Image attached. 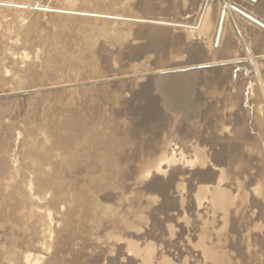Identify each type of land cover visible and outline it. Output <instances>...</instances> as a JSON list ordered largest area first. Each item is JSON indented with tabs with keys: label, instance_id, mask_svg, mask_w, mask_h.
Returning a JSON list of instances; mask_svg holds the SVG:
<instances>
[{
	"label": "rangeland",
	"instance_id": "obj_1",
	"mask_svg": "<svg viewBox=\"0 0 264 264\" xmlns=\"http://www.w3.org/2000/svg\"><path fill=\"white\" fill-rule=\"evenodd\" d=\"M105 1L0 0L6 4L0 5V264H149L150 243L180 264H210L196 246L203 231L222 226L224 215L212 209L211 194L200 197L199 187L216 185L229 197L230 189L244 187L231 213L229 198L226 214L240 233L231 239L249 255L247 264H264L257 236L264 196L249 193L264 176V109L253 69L239 74L224 63L223 82L197 73L192 89L177 96L154 79L141 86L147 76L131 78L187 64L188 46L200 45L202 61L212 59L219 13L229 4L263 25L264 18L241 0H210L204 30L197 22L202 0L157 5L160 14L136 10L131 0ZM18 4L34 9L28 15L12 7ZM137 15L194 27L177 48L166 44L157 52L143 45L150 37L127 27L67 30L74 20ZM238 21L240 28L228 23V34L232 51L245 58L241 38L250 39L246 22ZM254 54L260 65L264 45ZM85 64L98 66L91 80L83 79ZM59 90L67 92L52 95ZM232 146L239 151L233 161ZM225 242L220 264H231L235 243Z\"/></svg>",
	"mask_w": 264,
	"mask_h": 264
},
{
	"label": "bare ground",
	"instance_id": "obj_2",
	"mask_svg": "<svg viewBox=\"0 0 264 264\" xmlns=\"http://www.w3.org/2000/svg\"><path fill=\"white\" fill-rule=\"evenodd\" d=\"M172 1L173 0H131V3L133 5H137V7L135 6L136 10H141L143 8L148 7L149 10H151L153 8L156 12H158L160 14V11L156 10L157 5L161 7V10H164L167 8L168 5L171 6V4H173ZM184 1H186V0H184ZM187 1H190L188 3H192V2L197 1V0H187ZM202 1L203 2L201 5V9L198 12L197 22H198V25L200 26V28H204V30H206V28L208 27V23H209L208 18L210 17V15L212 16V11H210V13L207 15V5H208L210 0H202ZM241 1L247 7V9L252 10L254 14L264 18V0H255V1L241 0ZM105 2H109V1H105ZM223 2H224V0H222V3ZM0 5L6 6V4H2V3H0ZM7 5H9V4H7ZM227 5H228V3H227ZM30 6L31 5L21 6L18 4V5H13L12 7L23 9V11L26 14L30 15L29 13H31L30 11H32V10H29V9H34V6L33 7L32 6L30 7ZM104 7H109V6L107 4H104ZM127 7H129V6H127ZM238 12H239V14L241 13L243 17L240 16L241 14L239 15ZM161 13H163V12H161ZM219 15L220 16L218 17V20L220 21L221 26L218 27V29H219L218 36H217L218 47H217V43H216L215 53H213V52L210 53L213 56L212 59L209 58V59H206L205 61H202L204 59L203 56L205 54L204 55H197V53L199 51H196L200 48V45L197 44V46H188L189 48L187 47V49L185 50L187 52V55H189L187 57V60H186L187 64L184 63V64H179V65L177 64L174 66L158 67L156 69L149 70L150 74H138V75L132 76L131 78L137 79L140 77L147 76V77H144V80H142L141 86H144L145 88H147L149 83L151 82V80L154 79L157 81V83L160 86H163V88L165 90H168V91H170V93H173L175 96H177V95H179L181 90L189 92V90L192 89L193 79H194L193 76L196 75L197 73L203 72V73L207 74L208 77L210 76L211 80H213L214 82L221 83L225 80V77L227 76L226 73L228 71V68H226L227 66L221 67L222 64L231 63L229 65L230 68L240 69L241 73L238 72L239 74H242V73L246 74L247 68L251 67L253 69V73L255 74V77H256V81H255L253 87L256 88L258 90L259 94L261 95V101L263 102L262 106L264 109V83L262 80V74H261L260 69H259L260 65L263 64V66H264V60L261 61L260 65H258L257 62L255 61L254 56H253V55H255L254 53H258V50L264 45V25H263V22L260 21L261 20V19H259L260 17H257L255 15L251 14L248 10L245 11V10H242L240 7H235V6H232L230 4L227 7H225L224 10L221 9V14L219 13ZM149 17H152V16H150V15H137V16H132V17H121L120 19L115 18V17H111V19H108V20L89 17V18H85V19L80 20V21H84V22H78V20H76V21L74 20V23L70 24L71 26L67 30H71L70 33H72V32L77 31V30L81 31V30L86 29V28L89 30H93L97 27H103V26H105V27L115 26L117 30L119 27H121V28L127 27L131 31L136 33L137 35L144 34L146 37H150V39H148L146 41V43L150 42V44H143V45L151 47L155 52H157V51H163L166 44H170V46H172L173 48H177L181 42V38H182L184 32L187 29H191L192 27H194V26L184 24L181 22L178 24H175V25H170L167 23L169 21L166 20L165 18H163V19H160V18L154 19L153 18L154 20L151 21L150 19H148ZM238 18L241 20L244 19V21L246 22L245 26L247 29V35L249 36V39H250L249 41H246V39L244 38L243 35L241 38L245 52H247L245 58H242V55H235L236 53L232 51V49H234L235 42L232 41L231 35L228 34V32H229L228 23L229 24L231 23L233 25V27L236 26V27L240 28ZM218 20H217V23L219 22ZM28 21H31V18ZM103 22H105V23H103ZM88 23H90V24H88ZM262 25H263V27H262ZM137 29H143L146 31L155 30L156 32L155 33H150V32L137 33L134 31ZM66 34H67V32H66ZM170 35H172V36H170ZM58 37L59 36H57V38ZM60 41H63V39L61 38ZM62 43H64V42H62ZM252 47H253V50H252ZM59 49H58V53L60 52ZM214 57H216L217 60H214ZM157 58H159V56ZM259 59H263V58L259 57ZM196 60H201V61L195 62ZM215 61H217V62H215ZM248 65H250V66H248ZM57 67H60V66H57ZM92 68H93V66L89 67V65H87V64L84 65L83 69L89 70V71H87L89 78L88 79L83 78L84 80H91V79H93L92 77H94L97 74V72L99 70L98 66H97V70H95L94 68L92 69ZM191 69H193V70H191ZM157 71H159V72L157 73ZM151 72H153V73H151ZM80 75L82 76L83 73ZM250 86L252 87V85H250ZM66 87L67 86H64V87L62 86V88H66ZM101 87H104V86H101ZM107 87H109V86H107ZM251 90H253V88ZM64 92H67V91L59 90V91L53 92L52 95L61 94ZM253 96L254 95H251V94L248 95L249 98H247V100L249 102L250 101L254 102L255 98ZM149 101H150V99H149ZM236 146L230 147V156H231L232 161L239 154L238 148ZM159 168H160V166L158 167V169ZM262 177H263V178H261L262 182L259 185L254 186L253 189H250L251 190L249 192L250 194H253V195L258 194L260 197L264 196V176L262 175ZM218 186L219 185L199 187L200 197L203 198V196L207 195V193L211 194L212 201H214V205L211 206L212 209L216 210V212H219L220 214H223L224 217L222 219V226L217 231L212 232V230H211L210 232H208V231L207 232L203 231V233L200 232L201 234H204V235H202L199 238V243L196 247L202 248L201 253H202L204 259H205V257L207 258V259H205L207 262H209L210 264H220L221 262L226 260V256L224 254L225 252L222 253L220 250V248H224V245H220L222 243V240L226 241L225 244H227L226 246L227 247L229 246V248H230V242L233 241L232 243H235V244H231V247L233 249L232 250L233 256H232V252H230V257L233 258V260L231 261V264H247V259H248L247 256H249V255L245 256L241 252V249L237 243L238 240L231 239L232 237H234V235H235V238H238V239L240 238V233L238 230L239 227L237 226L236 220L235 219L231 220V218H230V220H228V216L226 214L228 211V206H229L228 205L229 198H230V213H231L233 206L236 203V201L237 200L239 201L240 199H242L246 195V193H243V191L241 192V190H243L244 187L242 188L241 185H240V187L238 186L239 191L237 193H233L234 190L230 189V197H229L228 195H226L228 193ZM249 193H248V195H249ZM261 223H262V221H261ZM259 226H260V229L258 231L257 236L259 239L262 238V242H263L264 241V238H263L264 237V223H262V225H259ZM169 229H171V227H169ZM233 232H234V234H231ZM247 236H249V235H247ZM229 238H230V240H229ZM206 240H209L210 244L206 245V246H202L206 242ZM213 241H214V243H212ZM158 246H159L158 243H150L149 244V247H148V260H149L148 262H149V264H180L179 260L177 261V259L174 257L162 256L161 251L159 250ZM234 251H235V253H234ZM234 254H235V256H237V259H234L235 258Z\"/></svg>",
	"mask_w": 264,
	"mask_h": 264
}]
</instances>
